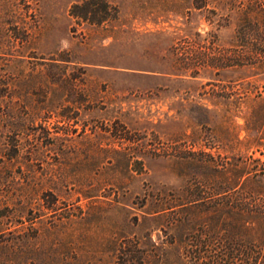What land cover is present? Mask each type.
Returning <instances> with one entry per match:
<instances>
[{"label": "rangeland", "instance_id": "1", "mask_svg": "<svg viewBox=\"0 0 264 264\" xmlns=\"http://www.w3.org/2000/svg\"><path fill=\"white\" fill-rule=\"evenodd\" d=\"M73 1L16 0L26 22L4 26L28 37L0 44V232L49 227L50 245L65 250L67 264H120V246L154 224L141 214L143 192L162 187L187 198L191 187L208 190L220 183L207 180L212 164L230 167L238 184L248 176L264 185V71L227 68L224 59L197 76L176 74L179 51L243 48L227 13L117 0L115 20L73 33ZM63 56L74 60L66 71L77 75L73 91L55 82L50 66ZM28 109L42 116L20 119ZM120 121L135 140L113 135L126 131ZM121 154L144 157L138 196ZM97 168L123 170L121 205L110 179L92 196L77 191L78 179L98 177ZM151 233L165 236L160 226Z\"/></svg>", "mask_w": 264, "mask_h": 264}, {"label": "trees", "instance_id": "2", "mask_svg": "<svg viewBox=\"0 0 264 264\" xmlns=\"http://www.w3.org/2000/svg\"><path fill=\"white\" fill-rule=\"evenodd\" d=\"M151 5L164 8L173 5L188 14L192 10L198 13H227V20L235 19L237 22L242 49L215 52L211 47H205L179 51L175 61L176 74L197 76L202 70L213 66L215 61L224 59H227V64L221 62V66L227 65V68H244L253 73L264 71V0H155ZM16 6V0H0V44L7 38L19 37L23 40L28 37V34L7 35L5 32L6 23L16 22L17 19L26 22L17 12ZM118 12L117 0L73 1L68 8L70 30L74 33L83 25L99 26L113 21L118 17ZM71 61L74 60L68 56L51 57L50 66L55 68L54 73L58 77L55 82L60 80L61 85L63 83V86L73 91L78 84L75 81L77 75L69 77L66 74ZM73 69H77L76 66ZM78 69L81 72L85 70L81 67ZM43 94L46 99V91ZM41 116L38 110L28 109L20 119L35 120ZM3 117V112H0V120ZM119 124L125 128L123 122ZM122 129H115L113 135L120 141L135 140L127 134L128 129ZM101 158V162L106 159ZM117 161L128 171L136 188L134 195L138 196L142 174L147 171L144 157L142 154H121ZM211 167L207 180L220 183L208 190L191 187L187 198H182L179 190L168 192L162 187L143 192L141 205L146 208L141 214L153 220L154 224L144 232L141 230L134 234L127 246H120V264H264V185L255 183V179L248 176L238 184L230 175V167L224 168L217 164ZM99 169L95 171L98 177L84 174L79 178L81 188L77 191L85 197L92 196V189L101 188L100 185L110 179L108 183L118 186L115 201L121 205L126 194L121 189L124 183L123 170L119 171L121 174L111 176ZM226 177L227 186H221ZM59 178L62 180V177ZM159 226L165 236L160 239L157 237L159 240L153 239L151 232ZM29 227L31 233L26 230L18 233L0 232V264H67L65 250L57 251L50 245L51 228H46L45 233H42L34 224ZM145 236L149 238L148 241H145ZM75 255L79 262L81 256Z\"/></svg>", "mask_w": 264, "mask_h": 264}]
</instances>
